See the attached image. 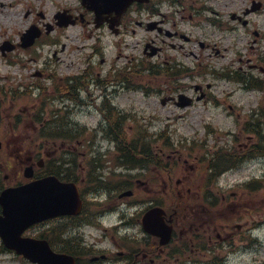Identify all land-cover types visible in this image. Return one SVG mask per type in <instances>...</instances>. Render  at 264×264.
<instances>
[{"label":"rangeland","instance_id":"1","mask_svg":"<svg viewBox=\"0 0 264 264\" xmlns=\"http://www.w3.org/2000/svg\"><path fill=\"white\" fill-rule=\"evenodd\" d=\"M245 1L187 0V3L181 6L180 4L172 5L168 0H157L159 12L163 15L158 14L152 18L167 20V24L165 21L160 23L173 31L189 36V39L175 36L168 39L157 29H149L148 26H140L135 22L130 25L127 35L115 36L108 29L103 35L102 29L96 30L93 22H88L90 17L87 16V12H83L81 0H0V139L5 144L0 151V166H4L6 162L14 163L15 144L16 146L20 143L28 145L39 127L33 117L24 119L20 115L17 121L18 117L16 118L15 114L20 108L23 114H31L30 109L37 110L41 101L39 90L33 86V81L40 79L42 83L44 81L45 86L51 88L52 79L45 75L50 74L58 78L72 72L75 62L83 61L87 57L92 49L91 46L96 43V35L100 34L105 48L102 54L94 59L97 61L95 66L100 68L99 71L103 69V71L115 73L123 70L125 65L129 70L132 61L138 62L143 59L155 65L154 71H142L140 75H136L137 77H131L132 80L125 83L129 86L119 88L114 97L118 107L136 116L135 120L127 121L128 126L134 125L141 132L150 133V142L154 149L157 146L164 148L165 154L161 158L165 162L176 165H173L174 183L176 178L191 171L192 180L201 182L202 172L207 162L196 161V157L201 158L205 153L210 155L223 145L228 148H224L222 155L228 157L231 153L230 147L247 145L254 138L251 134H245L243 131L245 128L240 126L244 125L245 120H248L255 111L259 114L264 111L262 91L248 90L239 81L225 76L226 72L234 75L236 70L233 69L236 68L245 73L251 72L249 66L252 59L254 61L257 57V53L252 49H246L249 40L253 37L250 30L260 27L262 32L264 31V15L254 17V22L258 25L253 27L245 26L231 16V11H241ZM64 8H70L69 11L78 16V22L61 28L57 34L54 32L56 39L62 42L48 44L47 39L43 38L36 49L21 46V37L30 25L34 23L44 26L45 22L53 20L55 14L63 11ZM143 15L148 16V9ZM233 25L240 26V29L234 31ZM163 38L166 41H163ZM152 39L163 46V52L158 56H151L144 51L145 42ZM6 40L15 42V48L8 49ZM171 42L177 43V47L174 48ZM180 44L184 46L181 47ZM103 58L105 62L98 64ZM174 58L185 70L184 74L176 80L162 73L164 64L168 62L171 64ZM39 71L44 74H40ZM252 71L255 75L264 77V70L262 71L261 68H252ZM17 91L20 92L17 93ZM180 93L194 98V102L185 107L179 106L171 99V96H174L176 100ZM163 100L166 102L164 103ZM16 102L19 103L18 107ZM67 105L69 100L66 99L48 101L46 107L57 109L58 106ZM50 114V111L45 112L46 119ZM72 119L91 127L100 120L97 115L84 113H76ZM59 128L70 132L74 125L70 118H64ZM4 134H6L5 137ZM131 136L133 135H129ZM96 137L104 148L114 147L111 139L102 131ZM6 143L9 145L8 148ZM109 151L115 156L113 150L109 149ZM157 152L161 151L157 150ZM174 152L176 155L183 154L181 160L177 159ZM169 153L171 155L167 156ZM186 155L187 163L184 162L187 159ZM197 162L200 164L192 170L190 164L195 165ZM18 168V166L11 167L6 171L9 174L7 183L16 179L21 172ZM152 169L156 175H165L152 163L144 172L136 169L124 171L121 182L128 181L131 187L137 189L147 180L148 173L152 176ZM105 173L108 175L113 172L107 169ZM144 174H146L145 177ZM251 180L257 184L250 183V191L242 198L245 202L244 210L253 211L257 207L264 209V156L243 161L238 167L219 175L217 182L221 192L229 195L231 191L246 192L245 183ZM110 181L117 183L118 179L113 176ZM86 195L92 198L94 192L89 191ZM139 195L143 199L148 196V193L141 191ZM113 198H117V194L110 197L109 202ZM102 207L104 204L90 201L87 206L88 216L90 217ZM234 210L235 206H231L222 212L230 214ZM105 217H107L106 220L110 218L109 223L112 224L116 215L107 214ZM255 219H257L254 220L255 224L260 222L259 219H264V211L261 216L256 215ZM75 230L72 228L70 236ZM85 230L88 231L89 228ZM253 237H258L259 240L252 241L253 246L246 249L245 253L231 254V264H264V223L260 228H253ZM63 242L61 239L54 241L56 247H60ZM106 243L109 244L107 240ZM0 264H21V262L9 253H2Z\"/></svg>","mask_w":264,"mask_h":264},{"label":"flooded vegetation","instance_id":"2","mask_svg":"<svg viewBox=\"0 0 264 264\" xmlns=\"http://www.w3.org/2000/svg\"><path fill=\"white\" fill-rule=\"evenodd\" d=\"M168 1L172 5L180 4L181 6L187 3V0ZM149 3L134 4L128 9L121 18L119 36L127 35L130 25L132 22H135L141 26H146L148 23H155L154 29H157L160 34L163 33L168 39L173 36L189 39L188 35L180 33L179 31H173L168 26L162 25L160 22H164V19H153L152 17H156V13H159V10L155 4L152 5ZM254 6L259 8V10L249 12ZM146 7H149L148 16L144 17L143 14ZM263 12L264 0H246L240 13L234 12L231 16L244 25L253 27L252 17ZM111 17L112 15H107L105 19L109 20ZM169 21L173 23L171 20ZM165 23L167 24V20ZM102 26L109 28V22L104 23ZM57 30L58 28L56 27L54 31ZM133 30L135 29L133 28ZM250 32L255 33L256 36L260 35L258 28L252 29ZM257 39L258 37L254 41ZM163 41H166V39L163 38ZM252 43L253 40L251 39L249 49H252ZM171 45L175 48L178 44L171 42ZM202 45H204L203 42ZM153 46H156L158 49L156 56L163 52V46L158 45L154 39L146 41L144 49H151ZM179 46L182 47L184 44H180ZM101 53H98L96 50L88 58L89 60L87 62L75 63L73 71L68 77V84L61 85L56 83L54 85L55 98L69 100V105L64 107L68 108V112L86 113L88 111H95L100 116H103V118H109L110 116H117L122 111L115 105L114 98L109 99L108 85L113 86L114 90H116L117 86L124 81L123 73L121 70L115 73L108 71L106 72V76L102 77L99 71L100 68L94 66L97 63L94 60L95 57H99ZM104 62L105 59L103 58L98 64ZM172 62V67L176 69L182 68L176 58L172 59ZM94 71H97V76L93 74ZM39 73L44 74L42 71ZM36 84L42 91L44 90V86L41 83ZM67 87L68 89L66 90ZM76 125L83 126L79 128L80 131L83 129L86 130V128L89 129L86 125H78V123ZM84 143V138H77L75 141H71L68 145L69 156L55 158L53 161V171L66 181L76 182L84 202L86 198L85 194L89 191L94 192L92 198H89L87 202L89 203L91 201L101 205L104 204V207L90 215V217H96L99 224L101 219L105 217L103 212L107 208L115 209L116 217H121V219L111 229L112 233L110 235L113 247L117 251L116 254L106 252L112 251L111 241L110 248L101 247L99 241H88L84 237L82 227L74 231L70 236L69 242L73 248L72 252L78 258L77 262L79 264H217L220 261V241L224 238L228 239L231 237V234L228 233L227 226L221 222L222 213L219 206V193L212 186H209L207 189L199 187L196 191L191 189L177 191L180 197L179 204L164 206L166 209V219L173 226V237L167 245H161L160 238L147 232L143 227L142 216L150 206L134 205L132 209L125 210V208L119 207V201L123 202L120 197L119 201L118 198H113L109 202V198L116 194L115 188L118 187L116 183L110 181V178L115 176L114 172L116 170H113V173L107 175L105 172L108 168L101 160L97 159L95 164H93L92 160L89 161L82 156L80 160L77 152L78 145L82 146ZM64 144L62 143V145ZM47 147V145H43L45 151ZM79 153L85 155L84 152ZM39 155V153L33 151L27 156L28 159L27 157L25 159L21 158L20 163L23 165L26 162L25 160H28V163L35 167L37 163L36 157ZM17 156L20 157V153ZM38 163L42 164V161H38ZM47 171L46 169L44 172ZM155 181L156 176H151L147 186L149 192L156 191ZM168 187V183L164 185L165 192L168 191ZM104 195L109 196V198ZM154 202L155 200H152L150 205ZM135 203H138V201ZM82 214V219L90 218L87 213V207L86 211L85 208L82 210ZM79 217H73L70 221H73L75 225H84L82 219ZM61 221L62 219H57L54 222V230L56 227L55 236L57 239L60 234L59 225ZM107 230V228L103 229L105 235ZM222 230H224L223 233ZM76 232L77 235L80 232L81 238L75 239ZM222 235H225V237L223 238ZM79 240H82V243ZM87 253H92V256L87 257Z\"/></svg>","mask_w":264,"mask_h":264},{"label":"water","instance_id":"3","mask_svg":"<svg viewBox=\"0 0 264 264\" xmlns=\"http://www.w3.org/2000/svg\"><path fill=\"white\" fill-rule=\"evenodd\" d=\"M133 1L93 0L90 3L91 7L99 12H101L102 4L107 10L115 9L120 16ZM3 196L7 198L4 210L6 217L1 222L3 225L0 233L6 240L7 246L41 264H59L65 261V256L55 254L46 241L25 239L21 237V234L30 224L59 212L63 213L65 208H68L66 201L68 189L53 178H46L17 190H8Z\"/></svg>","mask_w":264,"mask_h":264},{"label":"bare ground","instance_id":"4","mask_svg":"<svg viewBox=\"0 0 264 264\" xmlns=\"http://www.w3.org/2000/svg\"><path fill=\"white\" fill-rule=\"evenodd\" d=\"M108 106H110V105L108 104ZM146 159H147L148 161H150V160L153 159V157H152V156H147ZM254 241H258V238H255ZM69 245H71V244H70V242L68 241V242H66V243H62V244H61V247H66V246H69Z\"/></svg>","mask_w":264,"mask_h":264},{"label":"trees","instance_id":"5","mask_svg":"<svg viewBox=\"0 0 264 264\" xmlns=\"http://www.w3.org/2000/svg\"><path fill=\"white\" fill-rule=\"evenodd\" d=\"M259 151L264 153V146L261 147V148L259 149ZM132 152L135 153V150L133 149Z\"/></svg>","mask_w":264,"mask_h":264}]
</instances>
